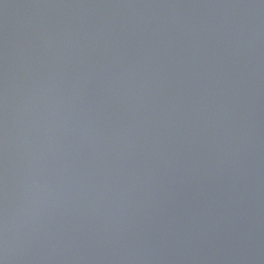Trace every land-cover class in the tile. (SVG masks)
Masks as SVG:
<instances>
[{"label": "water", "instance_id": "water-1", "mask_svg": "<svg viewBox=\"0 0 264 264\" xmlns=\"http://www.w3.org/2000/svg\"><path fill=\"white\" fill-rule=\"evenodd\" d=\"M0 264H264V0H0Z\"/></svg>", "mask_w": 264, "mask_h": 264}]
</instances>
